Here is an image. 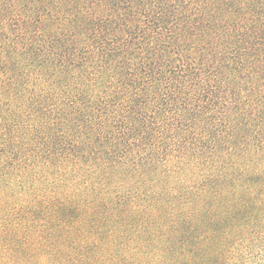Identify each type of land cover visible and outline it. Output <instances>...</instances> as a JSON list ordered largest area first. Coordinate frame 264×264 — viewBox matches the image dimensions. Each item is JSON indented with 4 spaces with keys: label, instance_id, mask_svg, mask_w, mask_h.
<instances>
[{
    "label": "trees",
    "instance_id": "trees-1",
    "mask_svg": "<svg viewBox=\"0 0 264 264\" xmlns=\"http://www.w3.org/2000/svg\"><path fill=\"white\" fill-rule=\"evenodd\" d=\"M0 264H264V0H0Z\"/></svg>",
    "mask_w": 264,
    "mask_h": 264
}]
</instances>
